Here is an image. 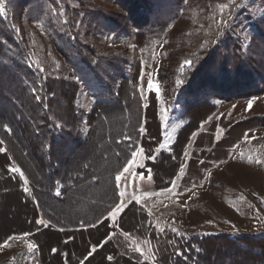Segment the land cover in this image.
Masks as SVG:
<instances>
[{
    "label": "trees",
    "instance_id": "16d2710c",
    "mask_svg": "<svg viewBox=\"0 0 264 264\" xmlns=\"http://www.w3.org/2000/svg\"><path fill=\"white\" fill-rule=\"evenodd\" d=\"M155 1L140 0L137 7L135 0H117L126 14L89 2L91 9L83 17L75 15L78 6L74 4V10L67 11V24L63 15H58L54 0H9L4 9L11 5L12 17L0 12V156L4 157L0 160V193L18 191L21 201L28 203L31 210L26 215L28 229L14 227L0 236V243L14 236H31L38 264H89L100 252L104 253L105 264H150L130 248L122 232L146 234L157 245H163L166 251L163 253L162 249L158 255L159 264H264V233L188 238L168 230L159 232L149 225L148 212L137 202L124 208L115 233L109 213L121 199L116 177L131 163L138 149H144L157 186L167 187V180H172L177 171L168 174L163 165H176L178 169L190 136L215 109L210 88L220 89L218 84L225 81L203 82L202 88L195 90L199 74L218 60L228 81H232L233 74L237 77L235 82H240L244 73L253 72L258 77L264 74V15L253 25L248 45L228 31L210 51L208 47H198L197 54L188 57L198 72L192 81L184 77V88H180L176 100L183 108L186 123L175 135L171 150L156 156L165 142L157 93L150 92L146 104L137 76L130 82L124 66L118 65V55L98 44L103 36L125 34L129 23L137 28L138 44L148 36L159 37L169 24L165 14L174 18L185 3L170 0L171 10L159 13ZM259 2L264 8V0ZM153 12L157 16L150 18ZM36 23L44 26L49 42H44L40 32L32 28ZM195 35L198 34L191 37ZM59 60L68 69H63ZM199 63H204L201 70ZM257 64H262L259 70L254 69ZM83 89L95 99L90 112L78 105ZM200 107L210 109V113L196 120ZM90 143L99 144L101 160L109 164L106 169H97L87 158L78 159ZM13 168L20 172L12 171ZM105 181L107 186L98 198L102 206L88 205L92 211L99 207L96 213L72 217L60 214L57 206L78 208V198L86 197L90 189ZM129 214L133 216L131 225L126 223ZM93 233L104 234L96 242ZM48 237L59 244L49 246L45 253L43 245ZM79 243L84 244L85 253L75 250ZM118 244L122 252L117 247V251L109 250ZM94 245L98 247L93 252Z\"/></svg>",
    "mask_w": 264,
    "mask_h": 264
},
{
    "label": "rangeland",
    "instance_id": "374dc122",
    "mask_svg": "<svg viewBox=\"0 0 264 264\" xmlns=\"http://www.w3.org/2000/svg\"><path fill=\"white\" fill-rule=\"evenodd\" d=\"M54 1L58 15H63L65 23L68 18L67 11H73L74 4L78 6L75 15L81 17L87 14V9H91V4L116 14H126L117 0ZM135 1L138 7L140 0ZM8 2L9 0H3L5 5ZM169 3L170 0H156L155 9L159 13L171 10ZM183 3L184 8L174 18L170 13L165 14L169 24L159 37L148 36L144 42L138 44L137 28L129 23L123 28L125 34L103 36L98 42L104 50L118 55V65L124 66L129 81L137 76L146 104L150 92L157 93L165 142L163 147L157 149L156 156L163 150H171L175 135L186 123L183 108L176 100L180 88L184 86V77L192 81L198 72V68L194 67L196 64L192 63V59L188 60V57L197 54L198 47H208L210 51L215 47L217 39L225 36L228 31L248 45L253 25L256 26L264 15V8L259 0H184ZM1 13L4 17H12V6L3 9ZM156 16L153 12L149 17ZM22 25L30 26L27 23ZM77 25H80V20ZM32 28L40 32L44 42H49L43 25L36 23ZM195 33L198 35L191 37ZM261 46L264 48V42ZM204 57L206 56L202 58ZM185 61L191 63L186 64ZM219 62L218 60L205 68L194 82L195 90H200L205 84L203 82L215 79L225 81L222 85L218 84L220 89L210 88L216 107L190 136L181 165L177 170L176 165H163L168 174L177 171L172 180H167V187L157 186L152 170L147 166L148 160L143 148L138 149L134 159L126 167L129 170L119 174V189L125 194L119 202L122 205L121 211L114 217L109 215L115 233L119 231L117 220L131 202L139 203L148 212L149 225L159 232L168 230L188 238L214 234L264 233V74L258 77L253 72L244 73L240 76L243 77L240 82H235L237 77L234 78L233 74L232 81H228L226 70L219 67ZM59 63L63 69H68L62 60ZM203 64L199 63L198 67ZM261 66L262 64H257L254 69L259 70ZM166 86L168 89L164 88ZM94 102L95 99L87 89L80 92L78 105L81 109L90 112ZM198 111L201 113L196 120L203 119L210 113V109L204 110L203 107L196 113ZM85 129L88 132L87 126ZM80 158H87L97 165V169H106L109 165L107 161L102 162L98 143H90L85 148V153L78 157ZM0 160L3 161L4 157L0 156ZM106 186L105 181L90 189L86 197L78 198V208L57 206L58 211L71 217L76 214L96 213L102 206L98 198ZM90 203H98L99 207H95V211L88 210ZM28 210V203L21 201L18 191L13 189L6 194L0 193V236L12 231L14 227L27 230L29 224L26 215L31 214V210ZM132 219V214L127 215L126 223L131 225ZM103 234L93 233V240L99 242ZM121 234L123 239L128 240L130 248L139 252L144 261L159 264L158 255L162 249L163 253L166 251L163 245H157L146 234ZM44 243L43 249L47 253L51 245L59 244V241L55 243L53 238L50 240L48 237ZM30 245H35V242L29 235L14 236L11 240L0 243V264H38L34 258L35 248ZM118 245L109 250L117 251L120 247ZM97 247L98 245H94L92 249ZM75 248L81 253L87 250L83 243L76 244ZM104 257V253L100 252L91 258L89 264H105Z\"/></svg>",
    "mask_w": 264,
    "mask_h": 264
},
{
    "label": "snow or ice",
    "instance_id": "6c2138e0",
    "mask_svg": "<svg viewBox=\"0 0 264 264\" xmlns=\"http://www.w3.org/2000/svg\"><path fill=\"white\" fill-rule=\"evenodd\" d=\"M224 7H226V6H224ZM3 9H4L3 0H0V12H2ZM185 63H186V64H190L191 62H190V61H185ZM157 90H158V89H157ZM161 147H163V145H161ZM152 159H155V157H152ZM128 170H129L128 168L125 169V171H128ZM12 171H14V172H20V169H19V168H13ZM21 175H23L22 172H21ZM116 179H117V180H120L121 177H120V176H117ZM25 191H28V189L26 188ZM124 194H125V193H124L123 191L120 192V196H121V197H123ZM121 209H122V205H116L115 209H114L113 211H111V212L109 213V215L114 217V216L116 215L117 212L121 211ZM39 222H40V223H44L43 220H41V221H39ZM30 247L35 248L36 245H30ZM92 251L94 252V251H95V248H93ZM108 259H112V257H108Z\"/></svg>",
    "mask_w": 264,
    "mask_h": 264
},
{
    "label": "crops",
    "instance_id": "0c3cea01",
    "mask_svg": "<svg viewBox=\"0 0 264 264\" xmlns=\"http://www.w3.org/2000/svg\"><path fill=\"white\" fill-rule=\"evenodd\" d=\"M36 250V249H35Z\"/></svg>",
    "mask_w": 264,
    "mask_h": 264
}]
</instances>
